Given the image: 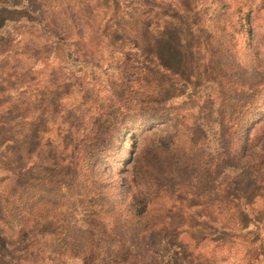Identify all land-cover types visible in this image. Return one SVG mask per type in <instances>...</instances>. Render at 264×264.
<instances>
[{"label": "trees", "instance_id": "16d2710c", "mask_svg": "<svg viewBox=\"0 0 264 264\" xmlns=\"http://www.w3.org/2000/svg\"><path fill=\"white\" fill-rule=\"evenodd\" d=\"M151 1L0 0V264H213L207 260L210 253L206 247L197 251L213 237L205 230L227 233V237L211 243L216 253L230 254L240 236L237 234L246 235L253 226L257 232L262 228L261 223L243 221V210L230 207L234 195L218 188L230 182L236 189L248 170L264 176L260 170L264 167V117L248 123V113L263 99L264 81L254 89L255 85L236 79L241 87L239 93L218 91L220 79L223 88L222 85L233 88L236 84L228 79L231 69L223 64L208 67L213 74H220L212 87L207 85L190 96L195 99L188 108V112L193 111L192 123L185 125L187 116L178 117L157 106L160 109L156 108L154 114L164 125L145 132V146L155 143L147 155L153 163L149 164L151 170L157 169L159 163L166 175L174 176L167 164L173 162V170L184 167L197 177L201 171L207 172L208 176L202 174V178L212 180L213 187L222 176V183L214 187L221 200L218 198L212 208L218 215L212 223L201 225L195 213L188 214L182 222L175 221L176 216L167 222L155 220L159 194L155 193L157 183L152 181L123 179V189L127 190L123 195L131 198L127 205L103 203L100 197L104 193L99 190L105 189L97 183L76 186L80 177L90 180L88 173L98 149L107 145V138L120 124H138L132 117L120 119L125 98L116 91L110 94L112 88L115 90L113 83L106 95L99 88L113 77L127 88L125 73L137 68L128 66V55L118 51L117 46L140 53L145 51L147 35L164 40L170 30H179L185 38L188 31L195 35L202 32L193 10L189 12L183 5L178 8L176 1L170 4L162 0L164 6L152 5ZM199 5L200 10L205 7L215 13L221 6L225 14L237 15L236 25L231 28L237 32L240 23L239 29L250 31L255 40L257 15L264 10L257 0H199ZM178 11L185 13V21ZM151 30H155L154 34H150ZM220 41L215 52L201 45L191 47L199 54V68L202 61L212 64L216 58L224 59L230 68L247 63L245 53L240 57L235 47L224 46V42L219 45ZM252 45L244 52H253ZM87 48L93 50L96 59L91 62L90 72L85 61L89 58L85 55ZM116 57L123 60L120 68L111 63ZM169 62L162 55L146 60L147 65L181 80L180 71ZM74 71L81 74L80 88L89 87L91 94L84 105L87 109L83 120L75 124L73 135L79 132L75 138L79 144L69 149L62 142L65 133H72V129H63L67 126L63 117L70 109L64 108L62 102L70 95L66 92L65 83L70 87L66 76H73ZM57 72L61 73L58 83L53 79ZM94 72L100 73L104 81L94 77ZM110 72L116 75L109 77ZM71 106L72 111L79 112L80 106ZM258 111L261 112L256 109L251 114ZM242 122L247 126L242 133V146L246 145L242 158L249 163L245 166L238 164L240 157L235 150ZM31 132L43 140L29 151L25 148L27 139L31 136L35 140ZM59 151L69 152V158L56 157ZM206 190H210L209 195L214 192Z\"/></svg>", "mask_w": 264, "mask_h": 264}, {"label": "rangeland", "instance_id": "374dc122", "mask_svg": "<svg viewBox=\"0 0 264 264\" xmlns=\"http://www.w3.org/2000/svg\"><path fill=\"white\" fill-rule=\"evenodd\" d=\"M174 1L177 2L175 4H178V8L183 5L189 12L193 10L194 14H197V18L199 19L198 28L202 32L195 35V33L188 31L189 36L185 38L180 36L179 30H170L164 40L147 35L145 36V51L140 53L130 50L128 47L117 46L118 51L121 53L125 51V54L128 55L127 57L130 61L127 63L128 66H136L137 68L125 73L127 88L122 87L121 83L117 81V77H113L114 80L105 81L106 83L99 88L102 90L101 94L106 95V91L111 89V84L113 83L115 90L112 88L110 94L116 91L125 98L119 112L120 119L123 121V117H132V120L138 124L132 126L130 123H121L119 128L114 131V134L107 138V142L109 141L107 145L98 149L97 158L88 173L90 180L87 181L84 177H80L77 179L76 186L88 187L91 183H97V186L105 189L99 190L104 193L100 197L101 201L104 199L103 203L108 205H127L131 201V198H129V195H123V193H127V190L123 189L122 186L123 179L135 181L136 183L145 182V180L152 181L154 184L157 183L155 193L159 194V197L156 199L158 214H156L155 220L161 219V221L167 222L169 221V217L176 216L174 220L182 222L183 219H187L188 214L195 213L200 217V220L197 221H200L201 225L208 226L212 223L213 218H218L217 211L213 213L212 208H214V204H216L218 198L221 200V196L217 197L218 193L214 190V187L222 183V176H219V181L213 187L211 184L212 180L206 181L202 178V174L208 176L207 172L201 171L197 177L196 173L185 171L184 167L179 170H173V162L170 164L166 163L169 165V169L174 171V176L166 175L162 170L163 166L160 167L159 163L157 169L151 170L149 164L152 161L147 159V155L149 148L153 147L155 143L152 146H145V132L150 128L156 129V127L164 125L160 124L161 120H158L154 114L156 108L159 107L170 110L172 114H179L180 116L178 117L187 116L185 118V125L193 122V119L190 118L193 111L188 112V108L193 106L195 99H190V96L197 94L201 89L203 91L207 85L212 87L215 78L220 76V74H213L211 70H208V67L214 68L223 64L228 69H231L228 79L236 82L235 86L228 88L227 85H222L224 86L223 88L221 87L223 80L219 78L218 91L225 89L230 92L239 93L241 87L238 86V80L247 82L250 86L255 85L254 89L259 87L258 83L261 84L264 81V50L262 48L264 47V10L259 11L257 15L256 38L254 40L255 35L250 31L244 32L239 29L240 23L236 28L238 33L234 28H231L233 24L236 25L238 16L231 12L225 14V10L221 6L217 9V13H215L206 10L205 7L200 10L199 0H169V3L171 4ZM257 3L260 7H264V0H257ZM151 4L157 6L161 4L164 6L165 3L162 0H152ZM173 8H175V5H173ZM178 15L182 20H186L184 19L185 13L178 11ZM211 15H213L212 18H215L213 21L210 20L212 19L210 18ZM154 31L151 30L150 34H154ZM218 40H221L218 43L219 45H224V42L226 44L224 46L230 45L231 47H235V51H238L240 57L245 53L248 59L247 63L243 62L239 68H230L224 59L216 58L212 59V64L209 60L202 61L201 68H199V54L195 53L191 47L201 45V47L215 52ZM253 41L256 43L255 46L254 44L252 45ZM250 45H252L251 48L254 46L253 52H244ZM85 51L87 52L85 55L89 57L85 61L88 62L87 70L90 72L91 62L96 59L93 58V50L89 51L87 48ZM205 53L206 50L201 54V58ZM155 55H162L170 61L171 66H176L177 70L180 71L179 76L181 80H175L169 74L156 69L155 66L147 65L146 60L155 57ZM122 62L123 60L118 61L116 57L111 63L114 65V68H120L123 66ZM234 64L236 66L237 62ZM197 68H199L198 71ZM117 72L119 71L117 70ZM72 73L74 74L73 76H66L70 79V87L68 83H65L67 86L66 92L70 93V95L62 102L64 108L70 109L63 117V120L67 123V126L63 129L70 132L72 129V135L65 133V138L62 142L63 145H69V149H73V147L79 144L75 139L79 135V132L75 136L73 135V133L75 134V124L83 120V113L87 109L84 105L91 94L89 87L82 85L83 89L80 88L79 79L81 74L77 71ZM112 74L116 75V72H110L109 77H112ZM232 74H236V77ZM88 76L89 73L86 74V77ZM100 76V73L94 72V77H98L101 81H104V77L102 76L103 78H101ZM58 77H61V73L55 75L53 79L56 81ZM209 79L210 81L208 82ZM56 82L58 83V80ZM76 82L78 85L74 84ZM262 96L263 99L260 105L257 106L258 103H255L248 113L249 125L254 123L253 119L258 120L264 117V91ZM155 101H158V103ZM102 104L106 105L105 100H102ZM71 105H74L75 108L80 106L78 113L81 114L72 111ZM55 109H58L56 105ZM256 109H259L261 112L258 111L255 114H251V111ZM240 126L235 150L238 149V157H240L238 164L245 166L249 163H247V158H242L244 157L246 147V145L242 146L244 141L242 133L246 130L247 126L246 124L243 125V122ZM252 133L255 134V129ZM31 134L34 135L35 140L30 135H25L30 136L25 146L29 151L33 145L35 147L37 143L43 140L37 139L34 132H31ZM110 141H112L111 145ZM241 146L242 148H240ZM68 155L69 152L61 154L59 151L56 157L68 159ZM250 160L252 159L250 158ZM151 166H153V163ZM208 166L209 164L206 163L205 170H208ZM260 170L264 173V167H260ZM254 171L248 170L242 180L238 182L239 187L236 189L229 184L230 182H227L228 184L220 186L221 188L219 187L218 190L223 189L224 194L231 192L234 195L235 201L230 207L233 205L234 207L239 206V209L243 210V221L254 224L256 222L261 223L262 228L257 232V230H253L255 229L253 226V228H250L252 230L248 231L246 235L242 233L237 234L240 236L235 240L234 251L230 254H223V251L216 253L214 251V244L211 243L213 239L227 237V233L220 230L212 232L205 230V233L213 237L208 238L209 240L198 247L197 251L200 248L206 247L210 253V257L207 260L213 264H216V262H218L217 264H264V178H262L264 176H261V173H259L260 176L253 174ZM203 180L206 182H203ZM137 187L138 185L135 184L134 189H137ZM206 188L214 190L213 194L209 195L210 190H206ZM211 227L216 228L215 226ZM237 235H234V237ZM220 258H222V261H220Z\"/></svg>", "mask_w": 264, "mask_h": 264}]
</instances>
